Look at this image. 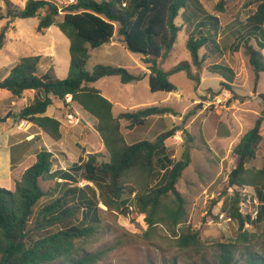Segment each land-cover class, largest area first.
I'll list each match as a JSON object with an SVG mask.
<instances>
[{
  "label": "trees",
  "instance_id": "16d2710c",
  "mask_svg": "<svg viewBox=\"0 0 264 264\" xmlns=\"http://www.w3.org/2000/svg\"><path fill=\"white\" fill-rule=\"evenodd\" d=\"M191 2H197L195 9L191 8ZM224 4L225 0H221L217 9L223 11ZM191 14L195 19L190 17ZM180 15L187 22L193 19L195 26L186 43L191 61H182L166 70L158 60L167 58L175 49L182 31V25L177 22ZM34 17H39V33L44 34L55 25L69 39L70 71L64 79L57 78L52 68L41 74L40 56L21 57L9 74L0 79V89L15 97H21L29 89L36 91L34 100L15 117L34 123L54 141H60L61 122L46 112L53 97L65 100L71 95L72 102L97 119L96 130L109 157L102 152L89 153L87 159L74 163L70 170L54 171L53 153L43 148L36 161L16 181L14 189L0 185V264H98L104 251L85 250L79 242L95 235L100 221L99 203L127 216L134 205L149 230L158 224H166L173 230L180 249L199 253L200 231L186 225V201L177 189L183 171L191 164V154L186 149L181 159L174 160L170 154L171 146L166 142L178 128L160 133L153 141L140 140L131 144L121 130V120H126L127 127L134 129L146 124L152 116L174 114L173 108L151 105L115 116L113 103L93 84L106 76H118L122 83L128 84L141 80L145 74L135 75L122 66L98 64L92 71L85 67L91 49L102 46L117 33L128 50L144 55L142 61L150 70L151 91H176L170 76L182 71L198 87L201 76L193 69L212 57L214 48H220L216 38L219 17L208 14L197 0H76L65 7L62 18L60 7L51 0H26L24 6L18 8L6 4L5 10L0 7V20ZM248 23L254 34L261 37L259 49L246 43L249 61L258 80L260 72L264 71V0L257 3ZM8 32L9 25L0 30V49ZM207 46L212 50L206 49L201 56V50ZM222 84L233 90L229 84ZM261 97L264 104V95ZM8 117L0 115V121ZM263 137L264 108L254 126L232 151L234 168L228 177V188L233 193L228 210L223 211L237 222L238 232L235 240L218 244L216 264H264V247H257L258 233L247 229L248 226L263 228L264 233V164L261 168L248 167L256 158ZM81 171L82 178L93 184L87 187L97 198L75 185ZM157 175L159 183L154 185ZM58 179L64 183L59 184ZM245 186H253L256 190L259 205L255 217L252 211H243L241 189ZM59 188L62 193L56 194ZM45 197L49 200L40 204ZM167 262L179 264L175 258Z\"/></svg>",
  "mask_w": 264,
  "mask_h": 264
},
{
  "label": "rangeland",
  "instance_id": "374dc122",
  "mask_svg": "<svg viewBox=\"0 0 264 264\" xmlns=\"http://www.w3.org/2000/svg\"><path fill=\"white\" fill-rule=\"evenodd\" d=\"M25 1L0 0V7L3 10L6 4L11 8L23 7ZM51 1L56 2L60 7L62 18L65 7L70 3L68 0ZM197 1L202 4L208 14L220 17L221 28L216 36L219 47L224 50L222 55L218 52L212 55L201 67H194L193 70L200 76L202 74L204 78L199 87H196V82L184 71L170 76V80L177 87V92L171 94L151 91L148 76L128 84L122 83L118 76H106L93 85L114 103L115 116L123 111L158 104L173 108L174 114L152 116L146 124L134 129L127 127L126 120H121V130L126 141L131 144L140 140L153 141L160 133L178 128L166 142L171 146L170 154L174 160L181 159L186 149H189L191 154V164L183 171L177 183V189L186 201V225H191L200 231L202 242L200 251L197 253L194 250L180 249L173 230L166 224H158L149 230L144 217L131 203V214L128 216L119 211L109 210L99 203L100 221L95 235L79 242L85 250L104 251L103 258L98 264H167V261L173 258L177 259L179 264H216L215 255L218 253V244L233 241L238 232L237 222L229 221L230 217L223 210H228L233 193L228 188V177L234 168L232 153L234 144L254 126L264 108L261 97L264 95V71L260 72L257 80L246 50L247 42L259 49L256 40L258 33L254 34L248 18L256 10L260 0H225L223 11L217 9L221 0ZM196 3L191 2V8L195 9ZM190 17L195 19L193 14ZM193 19L187 22L183 15L178 17L177 22L182 25V31L179 33L171 55L159 59L160 64H158L163 68L169 70L182 61L191 60L186 43L195 29L192 24ZM8 20H0V30L3 26L9 25L6 42L0 49V77H3L4 71L16 66L20 58L24 56H40L38 64H41L40 70L52 68L53 74L59 79L69 76L70 41L59 27L54 25L45 32L46 34H42L37 29L39 17ZM203 29L207 30V26ZM206 49L208 52L212 50L210 46H207L201 50V56H204ZM213 51L216 50L213 49ZM143 57V54L125 51L120 43L112 45L107 42L98 48L91 49L85 69L92 71L98 64H104L122 66L131 73L139 75L143 73L142 65H146L142 61ZM219 65L224 66L225 70H231L233 75L226 78L227 73L215 70V66ZM222 83L229 84L233 90ZM16 98L0 89V114L13 113V109H17L18 105L13 106L12 99ZM193 99L199 101L195 103L196 105L188 107ZM69 101V104H72V97ZM72 105L75 109L71 108L73 112L71 114L75 120L70 122V117L67 118L70 126L67 137L68 149L77 152L72 158L76 161L87 159L89 153L97 150L109 157L103 140L96 130L95 117L77 107L76 103L73 102ZM76 118H79V122ZM16 119H13L14 122H19L22 128L25 125L24 122L22 119L17 121ZM101 147L103 149H99ZM87 151L89 153L85 154ZM0 153L4 154V150ZM55 162V168H58L60 166L58 158ZM263 164L264 137L258 145L256 158L248 164V167L261 168ZM78 177V183L75 185L84 189L92 198H97L87 187L88 184L91 186L93 184L82 178V171L78 172ZM56 182L64 183L60 179ZM158 183L157 175L154 185ZM244 188L249 193L256 192L253 186ZM58 190L56 194L62 193V188ZM48 200L49 197H45L40 204ZM254 208V204H247L244 212H250ZM223 212L224 219L220 217ZM79 216L81 217L80 213ZM72 223L75 224L76 221L73 220ZM180 227L181 225L177 227L178 232ZM247 229L258 233L257 247L259 249L264 247L263 228L248 226ZM236 256L239 254L236 253Z\"/></svg>",
  "mask_w": 264,
  "mask_h": 264
},
{
  "label": "crops",
  "instance_id": "0c3cea01",
  "mask_svg": "<svg viewBox=\"0 0 264 264\" xmlns=\"http://www.w3.org/2000/svg\"><path fill=\"white\" fill-rule=\"evenodd\" d=\"M219 19H220V17H219ZM220 25H221V21H220ZM220 28H219V30H220ZM49 29L47 31H49ZM216 38H218V37L216 36ZM260 38L261 37L256 36L257 46H258V44H260ZM108 42L111 43L112 45H116V44L120 43V44H122V47L125 49V51H130L126 48L125 43L122 41V38L117 33L112 38V40H110ZM218 42H219V40H218ZM214 49L216 51L213 52L212 55H214L217 52H218V54L222 55L224 52L223 48H218V49L214 48ZM158 63L160 64V60ZM160 66L162 67V65H160ZM40 69H41V64L39 65V71L41 74H43V73H46L47 71H49L51 68L48 70H44V71H42ZM142 69H143L142 74H145V76L149 77L148 74L150 73V70L148 69L147 65H142ZM226 69H229V68H226ZM166 70H168V69H166ZM215 70H220V71H222V73L223 72L227 73V75H225L226 78H229V76L233 75V72H231V70L226 71L225 69L220 68L218 66H215ZM9 72H10V70L4 71V75H3V77H0V79L6 77L9 74ZM214 73H217V72H214ZM218 74H220V73H218ZM203 80H204V78L202 77V74H201V82ZM201 82H200V84H201ZM1 91H4L5 93L10 94L7 90L1 89ZM174 92H177V90ZM166 93L171 94L173 92H166ZM35 95H36V91L33 89H29V90H26L21 97H17L16 99H12L13 100L12 101L13 106L18 105L17 109H13L14 111L11 114H5V115H9V117L5 121H0V140L2 143L0 145V151L4 150V154L0 153V185L6 186L8 189H13V186L15 187L16 181L21 178L25 169H27L30 165H32L36 161V156H37L38 152H40L43 148H47L49 151H51L53 153V162H54L53 170L54 171L70 170L74 163L80 162V161H76L75 159L72 158V156L75 155L77 152L76 151L74 152V151L68 149L69 144H68V138L67 137L70 133V128H69L70 126H69V122L67 119L68 118L67 115L71 114V113L73 114V112L71 111V108L75 109V107L72 105L73 102H71L72 104H69L66 102V100H60L56 97H53V103L47 109L46 115H48L50 117H54L61 122L60 130L62 132V139L60 141H54L40 127H38L37 125H35L32 122H29L28 120L22 119V121L25 124L22 128H20L19 122H14L13 119L17 118V117H15V114H17L21 109H23L24 107L29 105L34 100ZM11 96H13V95H11ZM15 101H17V102H15ZM198 101H199L198 99H193L191 104L188 105V107H190L192 105H196L195 103ZM113 106H114V103H113ZM77 107L81 108L79 105ZM0 115L5 116L4 114H0ZM164 116H166V115H164ZM258 116H260V115H258ZM17 119H19V118H17ZM17 119H16V121H17ZM76 120H78V122H79V118H76ZM95 120H97V119L95 118ZM10 121H12V124H10ZM239 141H240V138L237 140V142L234 145H236ZM99 149H103V148L101 147ZM98 151L99 150H97L95 152H98ZM100 151H102V150H100ZM95 152H92V153H95ZM88 153L89 152L87 151L85 154H88ZM57 158H58V161L60 163V166L58 168H55V166H56L55 159H57ZM60 180H62V179H60Z\"/></svg>",
  "mask_w": 264,
  "mask_h": 264
},
{
  "label": "built area",
  "instance_id": "2783aa9c",
  "mask_svg": "<svg viewBox=\"0 0 264 264\" xmlns=\"http://www.w3.org/2000/svg\"><path fill=\"white\" fill-rule=\"evenodd\" d=\"M68 2L71 4V3H74V2H76V0H68ZM71 95H68L67 97H66V102L67 103H69L70 101V99H71ZM67 117L69 118V119H71L70 120V122H74V120H75V118H73V115L72 114H68L67 115ZM74 119V120H73ZM241 192H242V205H243V211H244V207L245 206H247V204H254L255 205V208L253 209V210H251L252 211V214H253V217H255L256 216V214H257V212H258V210H257V206L259 205V200H258V197H257V194H256V192H254V193H249V191L246 189V188H242L241 189ZM228 216V215H227ZM226 216V217H227ZM220 217L221 218H225V213L223 212V213H221L220 214ZM229 217V216H228ZM227 217V218H228ZM231 220V218L229 219V221Z\"/></svg>",
  "mask_w": 264,
  "mask_h": 264
}]
</instances>
